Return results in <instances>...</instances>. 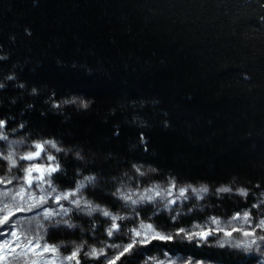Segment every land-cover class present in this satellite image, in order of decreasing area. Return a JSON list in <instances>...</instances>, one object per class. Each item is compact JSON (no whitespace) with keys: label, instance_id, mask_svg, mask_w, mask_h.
<instances>
[{"label":"trees","instance_id":"obj_1","mask_svg":"<svg viewBox=\"0 0 264 264\" xmlns=\"http://www.w3.org/2000/svg\"><path fill=\"white\" fill-rule=\"evenodd\" d=\"M0 85L6 141H52L64 150H50L60 163L52 176L58 191L95 176L84 197L124 214L111 195L121 185H206L204 199L189 196L172 213H157L152 203L135 209L165 234L264 212V0H0ZM219 187L233 191L218 198ZM70 219L77 227L48 221L36 233L69 251L113 244L136 223L119 221L109 238L110 222L99 214L73 211ZM144 254L254 261L210 236L207 243L152 241L116 264H136Z\"/></svg>","mask_w":264,"mask_h":264},{"label":"snow or ice","instance_id":"obj_2","mask_svg":"<svg viewBox=\"0 0 264 264\" xmlns=\"http://www.w3.org/2000/svg\"><path fill=\"white\" fill-rule=\"evenodd\" d=\"M0 87H3V85H0ZM66 103H75V101H66ZM83 106L87 107V104H84ZM57 107H59V105H57ZM5 124H6V120L0 119V129H3L5 127ZM21 127H23V125H21ZM0 140H7V136L4 135L2 132H0ZM30 147H34V150H30L18 157L14 156L13 153H9L8 155L3 156V159L8 161L10 170L11 168H18V170L23 173L24 183L28 186L29 190H31L35 185L37 189H40L42 192L46 193V195H41L37 200V203L31 206V207H40L43 213V218L45 220L51 221V223L56 226L63 224L67 228H75L77 226L73 224L70 219V214L73 211L87 215L90 218L96 214H99L100 216L107 218L111 221V224L107 229V236L109 238H111L115 232H118L120 230V224L117 221L124 220L127 217L114 215L111 211L108 210V208L101 207V205L99 204H93L92 201L84 197V190L89 186L95 187L96 183L98 182L97 177L95 176L83 177L76 183L75 188L73 190L60 192L57 190L56 185L52 181L53 174L57 173L60 170V163L57 160V157L51 154L50 150L55 149L57 153L64 150L58 147L57 144L52 141H45L44 143H36L34 146H30ZM77 158L82 159L79 153H77ZM18 160L27 161L29 163L27 165L18 166ZM133 167L135 169V172L138 173L140 176H143L145 174L141 170V167H137L135 165H133ZM148 171L154 172L155 169L149 168ZM77 175H80L79 171L77 172ZM15 179L19 180L20 177L16 176ZM215 191L218 194V198H219V194L231 193L233 190L230 187H219ZM189 192H191L192 197H194L195 199L202 200L209 193V188L206 185H201L199 188H196V187H192L191 184L177 188L175 180L172 179L169 182V186L167 188H162L159 185H154L148 188L141 189L139 185V181H137L135 189H132L129 185H121V187L117 188L116 191L111 193V195L116 199L122 200L124 203V207L132 208L133 212H135L137 205L143 203H153L157 205V213H159L162 210L172 213L174 205H177L178 202L182 205L184 202H186L188 199L191 198L188 195ZM237 192L241 196H247L248 194L244 188L238 189ZM33 199H36V197L33 196ZM49 199H51L53 204L57 206L56 208L42 207L43 205L48 203ZM61 200L67 201L68 206L62 204ZM31 207L28 209L29 211H31ZM191 210L192 209L190 208L189 212H191ZM135 214L137 216L139 215L138 212H135ZM180 214L181 213L179 211H176L175 214L171 216V220L173 223L176 222ZM56 216H60L61 219L55 220L54 218ZM64 217H69V218L64 219ZM234 219H239V217H234ZM3 220L9 223L7 230L0 227V239L4 238L5 235L13 234L12 224L9 221V217L4 216ZM243 220L245 223L248 222L249 220L248 213L244 214ZM211 223L217 225L218 228L217 229L207 228L206 230L200 229L199 231H190V230H186L185 228H179L176 233L168 234V235H161L159 231H156V229L153 227L152 224H148L146 226L147 231L144 232L142 239H138V240L133 239L132 242L129 243L126 247H124L120 251L119 255H117L115 258L106 257V259L108 260V264H116V261L120 259V256H123L125 252L131 250L135 244L150 243L151 240L148 238L149 234H151V239H156L161 241H172L174 238H179V239H186L189 242L196 240L207 243L209 237L214 236L217 231H224L223 228L219 227L221 222L217 220L215 217L211 218ZM195 227L199 229L200 226L197 225ZM258 227L264 229V220L259 221ZM95 228H96V223L93 220L92 229L95 230ZM144 228L145 226L143 225V223H141L140 229L133 228L130 229L129 231L135 237H141L142 230H144ZM233 231H237V229H233L232 231H224V236L228 237L229 238L228 240H219V238L217 237L219 247H225L226 244H231L233 247H238L242 243L246 244V242L239 240L233 242L230 239L232 237ZM243 236L244 237L256 236L255 228H253L251 231H244ZM258 240L264 241V235H260L258 237ZM250 244L256 245L257 240L256 239L251 240ZM39 246L40 245L37 243L36 247ZM197 246L200 245L198 244ZM246 246H250V245L246 244ZM257 246L259 247V245ZM82 247L83 246L78 247L75 251H72L71 254L66 257V259L69 262L74 261L75 264H81L79 254ZM116 247L120 248V245H116ZM44 250L47 251L48 249L45 248ZM102 254L103 251L102 250L98 251L96 248H92L84 253L86 257H89L91 259H97Z\"/></svg>","mask_w":264,"mask_h":264},{"label":"rangeland","instance_id":"obj_3","mask_svg":"<svg viewBox=\"0 0 264 264\" xmlns=\"http://www.w3.org/2000/svg\"><path fill=\"white\" fill-rule=\"evenodd\" d=\"M0 140V161L4 163V169L0 172V227L7 230L8 223L3 220L4 216L9 217V221L12 224V235H5L4 238L0 239V264H74L69 262L66 257L71 254L72 251H75L78 247L82 245L73 247L69 251H60L59 247L52 245L48 242H45L40 239L36 230L41 227L42 223L48 222L43 218V213L40 207H31L37 203V200L41 195H46L40 189H37L35 185L31 190L28 189V186L24 183L23 173L18 170V168L9 169L8 161L3 159V156L13 153L14 156L18 157L25 154L26 152L32 150L31 147L24 145L23 143L17 142H8L4 141L3 143ZM54 150V149H52ZM46 162V161H45ZM27 161H19V165H27ZM19 173V174H17ZM15 175L19 176L20 179H15ZM169 183L162 188H167ZM46 187V186H45ZM71 191V190H68ZM65 192V191H60ZM189 196H192L191 192L188 193ZM33 196L36 199H33ZM135 198V197H134ZM159 199V198H158ZM264 199V197H263ZM189 200V199H188ZM187 200V201H188ZM61 203L65 206H68V202L61 200ZM146 204V203H143ZM137 205L136 208L143 205ZM153 204V203H152ZM157 206V205H156ZM181 204L178 202L177 205H174V208H178ZM31 207V211L28 209ZM42 207H51L56 208L57 206L53 204L52 200L49 199L48 203ZM128 212L124 214H114L123 217H127L124 220L120 221H129L136 219V223L126 229L125 234L123 233L120 236V240L115 241L113 244L103 243L98 247L96 246H83L79 257L83 258L84 264H108V258H115L119 255L120 251L126 247L133 239H142L144 232L147 231L146 226L150 223L146 221H141L138 219V216L133 212L132 208L127 207ZM244 212L241 215L235 216L239 219H234V217L227 218L225 220H219L221 223L220 228H223L224 231H232L237 229V231L232 232V237L230 238L233 242L239 240L246 242L250 246H246L245 243L240 244L238 247H233L231 244H226L229 247L240 249L248 254V256L253 257L252 264H264V241L258 240L260 235H264V229L258 227L259 221L264 220V212L256 216H251L249 213V220L247 223L244 222L243 217ZM262 214V215H260ZM60 216H56L54 219H58ZM65 218V217H64ZM107 219V218H106ZM109 220V219H108ZM109 225L111 221L109 220ZM119 222V221H117ZM141 223L145 226L142 230L141 237H135L129 230L136 228L140 229ZM199 225V229L195 226ZM154 227V226H153ZM155 228V227H154ZM213 228L217 229L218 226L211 223V219L204 224H194L189 229L190 231H199L200 229ZM253 228L256 230V236L254 237H244V231H251ZM156 229V228H155ZM156 231H159L156 229ZM224 231H217L214 236L218 237L219 240H228V237L224 236ZM161 235H168L159 231ZM177 232V231H176ZM175 232V233H176ZM148 238L152 241H161L156 239H151V234ZM256 239L257 244L251 245V240ZM150 242V243H151ZM39 244V247H36V244ZM149 244V243H147ZM147 244L137 243L133 246L137 250H140L142 247ZM116 245H120V248H117ZM259 245V247L257 246ZM48 250L45 251L44 249ZM92 248H96L98 251L102 250L103 254L97 259H91L84 255L85 252L89 251ZM130 251V250H129ZM128 251V252H129ZM127 253V252H125ZM124 253V254H125ZM121 257V256H120ZM136 264H210L205 262H196L191 259L182 258L179 256H170L165 255L164 257L157 258L156 255H141L139 261Z\"/></svg>","mask_w":264,"mask_h":264}]
</instances>
